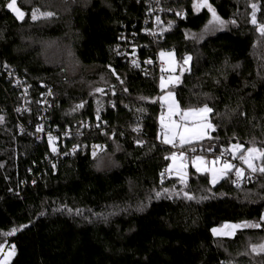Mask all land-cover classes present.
<instances>
[{
	"label": "trees",
	"instance_id": "obj_1",
	"mask_svg": "<svg viewBox=\"0 0 264 264\" xmlns=\"http://www.w3.org/2000/svg\"><path fill=\"white\" fill-rule=\"evenodd\" d=\"M9 2L0 0V246L15 245L9 264H264L250 251L264 237V175L238 188L234 172L214 185L190 167L185 185L166 171L174 151L156 141L158 70L134 69L122 53L125 35L143 60L174 52L182 68L191 57L172 91L182 110L211 108L215 131L186 148L264 147V36L250 21L253 3L264 23V0H209L229 27L200 41L191 36L208 25L205 8L158 0V43L146 34L150 0H17L23 20ZM33 9L54 15L33 22ZM54 45L76 66L53 64L46 52ZM101 77L102 94L89 96L82 80ZM49 89L50 129L95 127L66 140L63 152L78 149L60 161L35 138ZM92 145L112 166L100 165ZM244 222L261 226L232 239L213 235Z\"/></svg>",
	"mask_w": 264,
	"mask_h": 264
},
{
	"label": "snow or ice",
	"instance_id": "obj_2",
	"mask_svg": "<svg viewBox=\"0 0 264 264\" xmlns=\"http://www.w3.org/2000/svg\"><path fill=\"white\" fill-rule=\"evenodd\" d=\"M256 5L253 4V13L251 23L256 26V30L260 33L261 36H264V23H257L256 18ZM7 8L13 11L16 14L17 19L23 20L25 13L17 7V0H10L7 4ZM194 8L199 11L201 8H207L208 11L211 13V20L209 21V25H220L223 27L225 25V21H223L216 13L215 9L208 3V0H197V3L194 4ZM180 15V13H177ZM54 13L52 12H40L39 9H33L31 13V19L37 20L40 17H52ZM159 20V18H157ZM235 23V21H232ZM161 57L165 56V53L160 54ZM171 56V54H168ZM191 57L184 58V64L187 65ZM150 62V61H149ZM174 70V68L172 69ZM179 81V76L168 78L166 82L163 77H161V89H164L167 84H171L174 82ZM96 91L102 92L103 89H97ZM168 103V116H167V123H165V117L161 116V127L163 131V143L172 144L173 146L176 145V141L179 140V144L181 147L184 145L192 144L194 141H200L209 137V130L215 131V127L209 121V114L212 113V109L205 105L202 108H191L187 110H181L179 108L178 103L176 102L173 93L168 92L167 97H162ZM83 107V105H77V108ZM174 116H179L180 121L177 122L172 119ZM2 120V117H0ZM41 129H37L40 131ZM51 142L52 137H49ZM55 151V148H53ZM191 151H196L195 148H192ZM228 152L232 159H239L243 165L247 166V169L250 170L251 174L259 173L264 175V147H256L253 145L252 147L245 148L244 145L236 143L232 144L230 149L225 150ZM93 155L95 156L96 153L94 152ZM224 156V152L221 153V156L216 157L211 162L207 161L203 156H195L192 158V166L196 168L197 172H211L212 175V183L215 184L219 181V179H223L229 175V173L235 172L236 181L244 180L245 178L251 179V175L248 177L245 176V169L243 167H237L233 163L229 162L228 160H223L221 162V158ZM166 159H171L173 161V165H176V171L180 177L182 183L186 185L187 180V172L185 169L187 168V164L185 163V153L180 152L178 155L177 153H172L170 157H166ZM177 161L180 163L177 164ZM260 161L259 165L256 163ZM210 165V166H209ZM172 165L166 171L172 170ZM163 175V174H162ZM239 186V184H238ZM167 191V189H165ZM159 195V194H158ZM188 199H193L192 196L185 193ZM264 221V217L261 218ZM261 225L259 223H249L244 222L243 224H226L222 226V228H214L212 229L213 235L215 236H233L237 229L241 228H248L254 227L259 228ZM16 230L13 229L12 232L7 233V235L14 234ZM2 251V248H0ZM252 251L256 253H264V243L258 245H252ZM15 254V245H12L8 253L4 256L3 260H0V264H9V259L11 256Z\"/></svg>",
	"mask_w": 264,
	"mask_h": 264
},
{
	"label": "built area",
	"instance_id": "obj_3",
	"mask_svg": "<svg viewBox=\"0 0 264 264\" xmlns=\"http://www.w3.org/2000/svg\"><path fill=\"white\" fill-rule=\"evenodd\" d=\"M150 1H151L150 8H149L150 16H149V20L147 21V24H150V28L148 29L146 34L148 36H150L154 42L158 43V41H161V38H162V29L163 28L161 27V24H162V15H163L164 11H163V8L160 6L158 0H150ZM180 17L182 18L183 14H180ZM157 18H159V20H157ZM122 40L124 42V46L122 47V53H123L125 60L128 62V64L131 67H133L134 69H142L144 71V73H147L148 69L150 67H156L158 70V73H159L158 76H159V80H160V78L164 74L162 71V69L164 68V65L158 59V55L160 54V52L157 54V58L155 60H150V59H144L143 60L140 57L138 47L133 46V44L129 42V39L127 36L124 35L122 37ZM165 79H167V76H165ZM16 84H20V81L17 80ZM22 89H23V93H24L23 99H24V102L26 103V97L27 96H26V93H25L23 87H22ZM43 98H44V100L42 101V111H43L42 122L38 126V128L41 130L40 131L36 130L35 138L37 141H41L42 139H46V141L55 148V151H54L55 160L60 161V160L64 159L65 156L73 155L78 149L76 146H72L67 151L63 152L60 149V146L65 145L66 140L72 139L74 136L78 137L81 134H83L84 132L86 133V132L91 131L92 129H95V127L90 122H78L74 126V128L68 127L62 131H60L56 128L50 129V127L47 125L45 114H46V110H47L48 106H50L49 99L51 98V89L48 90V92L43 96ZM157 103L160 104L159 103V97L157 99ZM24 107H23V109H24ZM163 131L164 130L162 129L161 125L158 124L156 141L164 144L165 146L170 147L174 151V153H177V155L180 152H184L185 158L187 160L186 163H191L192 158L195 156H203L207 161L211 162L216 157L221 156V153L224 152V156L221 158V162H223V160H228L229 162L233 163L237 167H243L245 169V176L246 177L251 175V179L245 178L244 180L238 182L239 186L237 183H234V185L238 188H242L244 185L253 181V174L250 173V170L247 169V166L243 165L239 159H232V156L228 152L225 151V150H227L226 148H223L221 150H212L210 152H205V153L202 152V150L196 149V151L193 152V151H191L192 148H186L185 145L183 147H181L179 144V140L176 141L175 146H173L172 144L163 143V139H164ZM49 137H52L51 142L49 140ZM99 148L100 147L98 145H92L91 151H90L91 155L94 156L93 153L94 152L96 153L99 150ZM55 163H57V162L52 163L53 167L56 166ZM236 179L237 178H236L235 172H234L233 173V180L236 181ZM11 246H12V244H7V243L0 246V248H2V251H0V260H3L4 256L8 253Z\"/></svg>",
	"mask_w": 264,
	"mask_h": 264
},
{
	"label": "rangeland",
	"instance_id": "obj_4",
	"mask_svg": "<svg viewBox=\"0 0 264 264\" xmlns=\"http://www.w3.org/2000/svg\"><path fill=\"white\" fill-rule=\"evenodd\" d=\"M195 3H197V0H193V7H194V4ZM252 5H253V3L250 5V9H251V14H250V21H251V19H252V13H253V8H252ZM257 7H256V18H257V23L259 24V22H258V14H259V5L258 4H255ZM195 9V8H194ZM202 9H204V8H202ZM202 9H200L199 11H197L196 9H195V11L196 12H200ZM205 10L206 11H208V9L207 8H205ZM13 12V11H12ZM41 12V11H40ZM14 13V12H13ZM208 13L210 14V20H211V13L208 11ZM15 14V13H14ZM16 15V14H15ZM25 17V16H24ZM45 17H40L39 19H37V20H35V21H38V20H40V19H44ZM48 18H50V17H48ZM33 22H35L34 20H32ZM253 25V24H252ZM229 27V25L227 24V23H225V25L223 26V27H221L220 25H216V24H213V25H209V23H208V25L206 26V28L203 30V32L202 33H200V34H198V35H192L191 37L194 39V40H198V41H200V40H203L204 38H207V37H209V36H212V35H214L215 33H217V32H220V31H223V30H225V29H227ZM167 29V28H166ZM260 34V33H259ZM57 46L56 45H54L53 47H49L47 50L48 51H50V52H46V54L48 55V54H50L51 52H54L57 48H56ZM59 50H61V49H59ZM61 52V51H60ZM65 52H67V53H64V52H62V53H59V51H56V52H54V55H53V53H51L50 54V58H51V61H52V63L53 64H61V63H64L66 66H70L72 63V65H75L76 66V63H75V61H73V57L71 56L72 54L71 53H68V51H65ZM162 52H160V54H161ZM163 53H165V56L164 57H161V55L159 54L158 55V59H159V61L161 62V63H163V65H164V68L162 69V71H163V75H162V77L165 79V76H167V79H165V81L167 82L168 81V78L169 77H172L173 79L175 78V77H177V76H179V81L178 82H174V83H171V84H167V86L164 88V89H161V86H160V84H161V78H160V80H159V90H160V93H159V103L161 104V106H162V109H163V111H162V114H161V116L163 115L164 117H165V123H167L168 121H167V116H168V103L166 102V100L165 99H162V97H167V94H168V92H172L173 93V96H174V98H175V100H176V102L178 103V101H177V99H176V95H175V93L172 91V88L173 87H175V86H177L179 83H180V81H181V75L182 74H184L186 71H188L189 69H190V61H189V63L187 64V65H185L184 64V67H179V64L177 63V60H176V56H175V53L174 52H163ZM171 54V56H169L168 54ZM64 56H65V58H64ZM174 68V70H172ZM77 71H79V67H76L75 68V70L73 71V74L75 75V74H78V72ZM104 80V78L103 77H101V78H99V80L96 82V81H88L89 83H87V81L86 80H82V83H86L88 86V88H89V90H88V92H89V96H92V97H98V96H100L101 94H102V92H98V91H96L97 89H103L102 88V85L103 84H105V82L103 81ZM104 82V83H103ZM103 83V84H102ZM178 105H179V103H178ZM179 108H180V105H179ZM202 108V107H201ZM181 109V108H180ZM182 110V109H181ZM210 115H211V113L209 114V121H210ZM161 116H160V118H159V124L161 125ZM172 119L173 120H175V121H177V122H179L180 121V117L179 116H174V117H172ZM211 130H209V137H210V135H211ZM207 139H209L208 137H206L205 139H203V140H200V141H194L192 144H196V143H200V142H202V141H204V140H207ZM189 145H191V144H189ZM185 146H187V145H185ZM231 148V147H230ZM101 153H102V148H99V150L96 152V155L94 156L95 157V159H99V161H101V163H100V165H104V168H106V167H109V166H112V162L110 161V159L111 158H109L108 156H101ZM104 162V163H103ZM187 162V160L185 159V163ZM189 162V161H188ZM180 162L179 161H177V164H179ZM257 164L259 163L258 161L256 162ZM187 164V168L185 169V171L187 172V177H186V180L188 179V177H189V169H190V167H192L193 169H195L196 170V168L195 167H193L192 166V163H186ZM99 165V166H100ZM170 165H172L173 167H172V170H171V173L175 176V177H177V178H179L180 179V177H179V175H178V173H177V171H176V165H173V161L171 160V162H170ZM259 165V164H258ZM108 169V168H107ZM200 173H202V174H209V176H210V181H212V175H211V172H200ZM222 179H219V181L217 182V183H219L220 181H221ZM212 183V182H211ZM217 183H215V184H217ZM213 184V183H212ZM214 184V185H215ZM226 225V224H225ZM224 226V225H223ZM220 228H222V226L220 227ZM248 228H251V229H255L254 227H248ZM260 228V227H259ZM243 229H245V228H241V229H237L236 230V232H235V235H233V236H217V237H219V238H229V239H232V238H234L237 234H238V232H240L241 230H243ZM261 243H264V237L261 239V241L258 243V244H261ZM258 244H254V245H258ZM252 253H254V254H257V255H259V254H264V253H256V252H253L252 251V246H251V250H250ZM13 256H11L10 257V259L12 258ZM9 259V260H10Z\"/></svg>",
	"mask_w": 264,
	"mask_h": 264
},
{
	"label": "crops",
	"instance_id": "obj_5",
	"mask_svg": "<svg viewBox=\"0 0 264 264\" xmlns=\"http://www.w3.org/2000/svg\"><path fill=\"white\" fill-rule=\"evenodd\" d=\"M11 259H12V258H11ZM11 259H10V260H11ZM10 260H9V262H10Z\"/></svg>",
	"mask_w": 264,
	"mask_h": 264
},
{
	"label": "water",
	"instance_id": "obj_6",
	"mask_svg": "<svg viewBox=\"0 0 264 264\" xmlns=\"http://www.w3.org/2000/svg\"><path fill=\"white\" fill-rule=\"evenodd\" d=\"M208 3H209V0H208Z\"/></svg>",
	"mask_w": 264,
	"mask_h": 264
}]
</instances>
